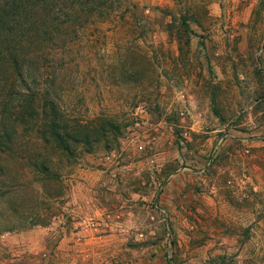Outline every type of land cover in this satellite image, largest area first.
Instances as JSON below:
<instances>
[{
	"label": "rangeland",
	"instance_id": "374dc122",
	"mask_svg": "<svg viewBox=\"0 0 264 264\" xmlns=\"http://www.w3.org/2000/svg\"><path fill=\"white\" fill-rule=\"evenodd\" d=\"M63 5L0 29V264H264V0Z\"/></svg>",
	"mask_w": 264,
	"mask_h": 264
},
{
	"label": "trees",
	"instance_id": "16d2710c",
	"mask_svg": "<svg viewBox=\"0 0 264 264\" xmlns=\"http://www.w3.org/2000/svg\"><path fill=\"white\" fill-rule=\"evenodd\" d=\"M33 1L41 3L47 0H0V29L6 32L8 36H12V29H15L24 24L23 19L28 17V13L30 12L29 5ZM59 1L64 3L63 6L65 9L63 10V12L66 15L69 13L71 8H75L76 10L80 8L87 12L90 11L91 13L95 9H99L101 12H103L104 10L110 9L114 5V2L116 0H57V2ZM17 41L18 39L16 40V42ZM9 54L11 55V62L14 64L15 68H18V73L21 80L25 81L18 57L11 50H9ZM44 101L47 106L50 105V107H54V103L51 99H47ZM19 106L20 108L16 110L13 118L15 119L19 117L21 121H24L26 123L29 122V119H31V117H34L35 115V109L31 108V111H29L27 105L23 103V101ZM53 124L54 123L50 122L52 130H49L48 132L55 134L57 137H61L60 132L53 129ZM15 132L16 129L14 128H12L10 131L6 129L5 135L8 137L7 142H3L2 144L3 148H12V146H14L12 144L16 142V138L14 139V137L11 135L15 134ZM47 137L48 136H46V138Z\"/></svg>",
	"mask_w": 264,
	"mask_h": 264
}]
</instances>
